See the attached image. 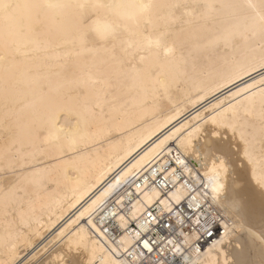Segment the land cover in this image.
<instances>
[{
  "label": "bare ground",
  "instance_id": "6f19581e",
  "mask_svg": "<svg viewBox=\"0 0 264 264\" xmlns=\"http://www.w3.org/2000/svg\"><path fill=\"white\" fill-rule=\"evenodd\" d=\"M4 3L0 264H159L136 243L187 199L177 174L228 224L168 262L264 264V0Z\"/></svg>",
  "mask_w": 264,
  "mask_h": 264
},
{
  "label": "built area",
  "instance_id": "2783aa9c",
  "mask_svg": "<svg viewBox=\"0 0 264 264\" xmlns=\"http://www.w3.org/2000/svg\"><path fill=\"white\" fill-rule=\"evenodd\" d=\"M154 170L155 168L152 169L153 172ZM176 176L177 182H182L189 194L187 199L171 206V211L168 209L158 212L156 208H150L146 216L151 224L145 232H141L136 243L142 250H145L143 244L147 243L158 254L156 260L159 264L168 261L174 263L190 252L198 254L221 240L226 234L228 224L224 215L206 198L196 196L198 188L192 187L189 181L180 178L178 174ZM176 183L171 176L167 177L159 172L153 186L167 193L174 189ZM113 211L115 206L111 203L103 211L98 223L103 222L101 227L105 235L115 242L120 232L113 221ZM152 215H155L154 220ZM179 247L182 251L178 255L176 250ZM145 253L147 256L151 254L147 250Z\"/></svg>",
  "mask_w": 264,
  "mask_h": 264
},
{
  "label": "snow or ice",
  "instance_id": "6c2138e0",
  "mask_svg": "<svg viewBox=\"0 0 264 264\" xmlns=\"http://www.w3.org/2000/svg\"><path fill=\"white\" fill-rule=\"evenodd\" d=\"M11 7H13L11 4H6L4 3V0H0V9H7ZM209 151H212V149H209ZM216 151H220L221 156H224V157L228 156V152L224 151L223 149L218 148L216 149ZM178 163L184 164V161L178 159ZM217 167H219V169L223 170L224 172L227 171V168L225 167V160L222 159L221 157L216 156L215 152H213V168L216 169ZM185 170L188 171L190 174L192 172V169L185 168ZM193 183H195V180H193ZM213 191H218V188H214ZM169 211H171V209H169ZM144 247L148 248V244L145 243ZM149 251H151L150 248H149Z\"/></svg>",
  "mask_w": 264,
  "mask_h": 264
},
{
  "label": "rangeland",
  "instance_id": "374dc122",
  "mask_svg": "<svg viewBox=\"0 0 264 264\" xmlns=\"http://www.w3.org/2000/svg\"><path fill=\"white\" fill-rule=\"evenodd\" d=\"M25 253H23L22 255H24Z\"/></svg>",
  "mask_w": 264,
  "mask_h": 264
}]
</instances>
